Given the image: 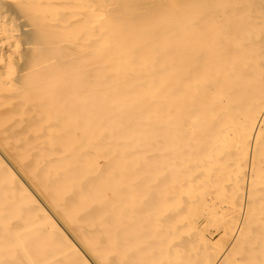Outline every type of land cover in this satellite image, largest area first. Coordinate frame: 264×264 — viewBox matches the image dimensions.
<instances>
[{
  "label": "bare ground",
  "instance_id": "obj_1",
  "mask_svg": "<svg viewBox=\"0 0 264 264\" xmlns=\"http://www.w3.org/2000/svg\"><path fill=\"white\" fill-rule=\"evenodd\" d=\"M262 162L264 0H0V264H202Z\"/></svg>",
  "mask_w": 264,
  "mask_h": 264
},
{
  "label": "rangeland",
  "instance_id": "obj_2",
  "mask_svg": "<svg viewBox=\"0 0 264 264\" xmlns=\"http://www.w3.org/2000/svg\"><path fill=\"white\" fill-rule=\"evenodd\" d=\"M262 164L264 165V162H262ZM223 178H220V180ZM227 180L228 181L225 180V182H223V185H226V182L227 184L228 182H230L229 179ZM262 200L264 201V199ZM263 201L261 202L263 203ZM218 204L217 206H219V208L217 207V211H215V213L213 212L209 215L205 209L201 210L200 213H198V221L200 226L197 230V233L195 232L197 235V239L194 237L192 239L193 242L195 241V243H192L193 246L190 245L188 248L186 245L188 249L185 247V250L197 254L199 253V255L202 257L201 259H203L202 264H205V260H207V258L209 257V260H207L206 262V264H209V261L215 259V256L217 254L222 253L228 247H231L227 253L225 252L226 256L224 255L225 257L221 261V264H264V207L262 206L261 210L256 211L254 215L252 214L248 217L247 222L243 226L244 230L238 236V238H235V241L231 243L240 216L234 215L232 217V219L234 220V224L231 226H227L228 220L231 217L229 216V218L227 216L226 211H219L218 213V210L221 208L220 204ZM206 239H210V242ZM203 253L204 255H202Z\"/></svg>",
  "mask_w": 264,
  "mask_h": 264
}]
</instances>
